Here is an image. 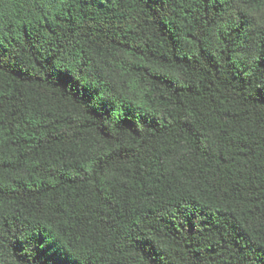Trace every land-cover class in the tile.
I'll return each instance as SVG.
<instances>
[{"label":"trees","instance_id":"1","mask_svg":"<svg viewBox=\"0 0 264 264\" xmlns=\"http://www.w3.org/2000/svg\"><path fill=\"white\" fill-rule=\"evenodd\" d=\"M0 264H264V0H0Z\"/></svg>","mask_w":264,"mask_h":264},{"label":"snow or ice","instance_id":"2","mask_svg":"<svg viewBox=\"0 0 264 264\" xmlns=\"http://www.w3.org/2000/svg\"><path fill=\"white\" fill-rule=\"evenodd\" d=\"M237 5H245L247 4V0H235Z\"/></svg>","mask_w":264,"mask_h":264}]
</instances>
